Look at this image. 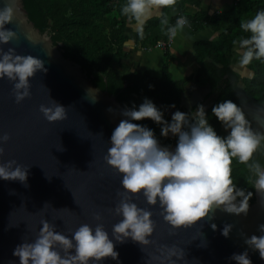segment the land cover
Masks as SVG:
<instances>
[{
  "label": "clouds",
  "instance_id": "1",
  "mask_svg": "<svg viewBox=\"0 0 264 264\" xmlns=\"http://www.w3.org/2000/svg\"><path fill=\"white\" fill-rule=\"evenodd\" d=\"M176 4L177 0H124L120 14L141 36L149 20L159 19L166 26V35L171 40L189 24L183 15H178L175 23L169 24L164 9L175 12ZM14 16L25 24L19 10L12 4L0 7V45L17 36L16 31L5 28ZM239 27L244 35L233 40L236 68L240 77L251 79L255 74L248 71L249 65L254 60L264 62V8L242 20ZM28 33L29 41L46 42L35 37L31 30ZM37 71H47L40 58L16 54L14 48L5 51L0 47V79L6 77L13 82L17 103L31 95L29 78ZM48 94L50 96L49 91ZM92 97L94 100L95 95ZM66 110L52 98L50 106H40L49 122L65 119ZM211 114L221 123L226 135L218 134L203 104L191 113L175 111L170 121L149 98H144L138 108H125L122 111L125 118L113 130L105 155L107 164L122 174L123 193L114 209L121 219L112 227V238L103 224H97L95 228L82 224L69 238L56 231V225L43 220L36 239L25 241L14 249L13 255L19 257V264H100L105 258H118L114 240L124 242L131 238L142 245L149 244L155 228L153 213L133 201L136 194H142L149 205L159 204L161 216L173 228L196 224L209 218L214 210L247 216L253 192L237 186L233 178V162L245 165L246 183L256 193L264 194V164L254 158L256 153L264 152V130H261L264 129V106L252 113L259 128H253L243 104L231 99L214 105ZM145 118L160 125L161 136L168 137L171 133L177 137L175 147L161 145L153 129L133 122ZM9 138L8 133L0 135V145ZM3 152L4 148L0 146V154ZM27 174L28 168L15 161L0 163V179L26 182ZM95 218L101 219L99 214ZM211 227L215 230L217 225L211 223ZM233 227V224L226 223L221 234L228 237ZM258 232L260 235L246 236L244 244L247 248L233 253L229 259L236 264H252L248 249L258 250L260 258L264 259V223L258 225ZM161 251V264L165 259L168 264H177L184 257L183 250L175 246L165 245Z\"/></svg>",
  "mask_w": 264,
  "mask_h": 264
},
{
  "label": "water",
  "instance_id": "2",
  "mask_svg": "<svg viewBox=\"0 0 264 264\" xmlns=\"http://www.w3.org/2000/svg\"><path fill=\"white\" fill-rule=\"evenodd\" d=\"M5 4L16 7L25 24L14 16L5 28L16 31L17 36L0 47L38 57L47 69L29 78L31 95L20 103L15 101L13 82L6 77L0 79V135L8 133L10 137L0 145L4 148L0 163L15 161L28 168L26 182L0 179V264H19L14 249L25 241H34L43 220L56 225V231L69 238L82 224L93 228L103 224L112 238V227L121 219L114 209L123 193L122 174L107 164L105 155L113 130L125 118V108L114 95L95 87L81 65L66 58L60 44H54L47 32L35 27L23 0H0V7ZM28 30L46 42L29 41ZM48 91L67 109L65 119L49 122L40 111L42 104L51 105ZM209 92L211 87L190 82L182 105L191 110ZM174 112L167 109L170 116ZM132 199L153 213L151 242L142 245L131 238L114 240L118 258L108 257L100 264H161L165 245L183 250L184 257L177 264H236L229 257L243 252L247 248L245 237L260 235L258 225L264 223V194L255 190L247 216L214 210L209 218L179 228L163 219L159 204L149 205L142 194ZM96 214L101 219L97 220ZM211 223L217 225L215 230ZM226 223L234 225L228 237L221 234ZM248 251L252 264H264L258 250ZM164 264H168L166 259Z\"/></svg>",
  "mask_w": 264,
  "mask_h": 264
},
{
  "label": "trees",
  "instance_id": "3",
  "mask_svg": "<svg viewBox=\"0 0 264 264\" xmlns=\"http://www.w3.org/2000/svg\"><path fill=\"white\" fill-rule=\"evenodd\" d=\"M123 2L124 0H23L29 20L35 27L41 32H47L54 44H60L63 55L80 64L92 84L114 95L122 107L138 108L144 98H149L163 110L165 119L170 121L171 116L167 109L191 113L197 108L196 106L188 110L182 105L186 85L193 82L200 87H211L207 96L210 101L206 112L218 134L227 133L211 114V109L226 99L242 103L253 128H259L252 113L264 106V62L254 60L248 70L255 75L246 79L240 77L231 67V57L233 40L244 35L239 27L240 22L250 18L258 9L264 8V0H239L222 12L201 10L200 0H177V14L173 16H170L172 9H164L169 17V24H174L177 16L183 15L188 19L192 31L209 28L216 33L214 40L194 44L198 69L191 76L181 79L174 78L170 72V50L163 53L165 61L159 76L140 70L123 73L111 66L114 57L124 55L123 46L129 40V23L120 14ZM188 5H193L198 10L188 13ZM166 39V26L157 18L147 22L143 36L137 32L133 36L134 44L143 49L153 48L157 41ZM133 122L153 129L162 145H176L177 137L161 136L160 125L151 119ZM254 158L264 164V152L256 153ZM246 176L245 165L234 161L233 178L238 187L253 192L249 200L251 204L255 189L246 183Z\"/></svg>",
  "mask_w": 264,
  "mask_h": 264
},
{
  "label": "crops",
  "instance_id": "4",
  "mask_svg": "<svg viewBox=\"0 0 264 264\" xmlns=\"http://www.w3.org/2000/svg\"><path fill=\"white\" fill-rule=\"evenodd\" d=\"M200 9L210 12H222L229 9L235 2L234 0H200ZM197 7L193 5L186 6L188 13H195ZM177 12H170V16ZM136 32L130 25L127 27L129 40L123 46V56L114 57L111 66L123 73H129L135 70L149 71L153 75H161L165 58L163 52L158 48L143 49L133 42V36ZM216 33L209 28L192 31L191 27L186 26L181 33L174 38L170 54L172 56L170 72L174 78H186L191 76L198 69L194 44L199 41L214 40ZM237 56L233 49L231 57V67L239 73L236 68ZM249 71V70H248ZM251 72V71H249ZM248 79L247 77H243Z\"/></svg>",
  "mask_w": 264,
  "mask_h": 264
},
{
  "label": "built area",
  "instance_id": "5",
  "mask_svg": "<svg viewBox=\"0 0 264 264\" xmlns=\"http://www.w3.org/2000/svg\"><path fill=\"white\" fill-rule=\"evenodd\" d=\"M239 0H234V2H238ZM188 26V25H187ZM174 43V39H169L168 36H167V39L166 40H159L156 42V45L154 46V48H158L160 49L163 53L166 51V50H171V47Z\"/></svg>",
  "mask_w": 264,
  "mask_h": 264
},
{
  "label": "flooded vegetation",
  "instance_id": "6",
  "mask_svg": "<svg viewBox=\"0 0 264 264\" xmlns=\"http://www.w3.org/2000/svg\"><path fill=\"white\" fill-rule=\"evenodd\" d=\"M209 94V93H208ZM208 94L202 99L200 100V102H198L194 107L198 106L199 104H203L205 106V110L207 109V107L209 106L208 103H209V98H207ZM190 99V97H189ZM189 105H191V103L189 102ZM193 107V108H194ZM191 108V110L193 109ZM188 109V108H187ZM189 110V109H188Z\"/></svg>",
  "mask_w": 264,
  "mask_h": 264
},
{
  "label": "rangeland",
  "instance_id": "7",
  "mask_svg": "<svg viewBox=\"0 0 264 264\" xmlns=\"http://www.w3.org/2000/svg\"><path fill=\"white\" fill-rule=\"evenodd\" d=\"M174 45V44H173ZM223 128V127H222Z\"/></svg>",
  "mask_w": 264,
  "mask_h": 264
}]
</instances>
